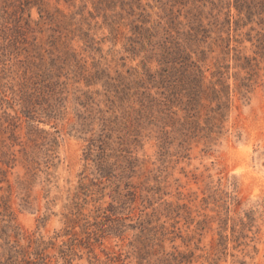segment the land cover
I'll return each instance as SVG.
<instances>
[{
    "label": "rangeland",
    "instance_id": "1",
    "mask_svg": "<svg viewBox=\"0 0 264 264\" xmlns=\"http://www.w3.org/2000/svg\"><path fill=\"white\" fill-rule=\"evenodd\" d=\"M9 3L0 264H264V0Z\"/></svg>",
    "mask_w": 264,
    "mask_h": 264
},
{
    "label": "trees",
    "instance_id": "2",
    "mask_svg": "<svg viewBox=\"0 0 264 264\" xmlns=\"http://www.w3.org/2000/svg\"><path fill=\"white\" fill-rule=\"evenodd\" d=\"M9 1L10 0H0V20L3 21V23H0V27H2V29H0V33H6L7 31L12 30V29L8 28L7 25L10 24L9 21H10V19H12V16H14V14L17 13V11H15L11 15L9 14V8L11 6L9 4H14V3H9ZM28 5H29L28 1H23L22 3H20L19 9L22 10L21 12L24 13L25 12L24 7H27ZM5 39L7 40L9 38H5ZM5 47H7V46H3L1 48L5 49ZM0 51H2V50H0Z\"/></svg>",
    "mask_w": 264,
    "mask_h": 264
}]
</instances>
